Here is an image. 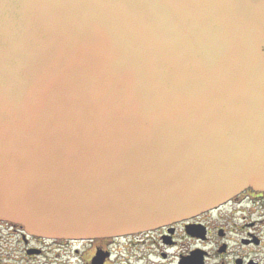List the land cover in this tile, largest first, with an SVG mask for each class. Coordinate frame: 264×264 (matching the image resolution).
Here are the masks:
<instances>
[{"label":"water","instance_id":"water-1","mask_svg":"<svg viewBox=\"0 0 264 264\" xmlns=\"http://www.w3.org/2000/svg\"><path fill=\"white\" fill-rule=\"evenodd\" d=\"M264 192V0H0V221L91 240Z\"/></svg>","mask_w":264,"mask_h":264},{"label":"flooded vegetation","instance_id":"flooded-vegetation-1","mask_svg":"<svg viewBox=\"0 0 264 264\" xmlns=\"http://www.w3.org/2000/svg\"><path fill=\"white\" fill-rule=\"evenodd\" d=\"M0 264H264V192L247 188L211 211L120 237L45 239L0 221Z\"/></svg>","mask_w":264,"mask_h":264}]
</instances>
